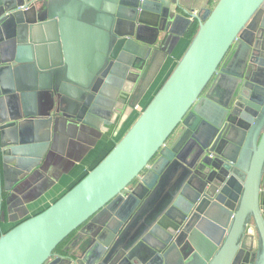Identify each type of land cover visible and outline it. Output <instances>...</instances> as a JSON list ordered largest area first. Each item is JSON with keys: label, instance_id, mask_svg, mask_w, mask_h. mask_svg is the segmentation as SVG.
<instances>
[{"label": "water", "instance_id": "1", "mask_svg": "<svg viewBox=\"0 0 264 264\" xmlns=\"http://www.w3.org/2000/svg\"><path fill=\"white\" fill-rule=\"evenodd\" d=\"M197 2L0 0L1 201L81 163L199 24L109 153L1 234L0 264H264V0Z\"/></svg>", "mask_w": 264, "mask_h": 264}, {"label": "crops", "instance_id": "2", "mask_svg": "<svg viewBox=\"0 0 264 264\" xmlns=\"http://www.w3.org/2000/svg\"><path fill=\"white\" fill-rule=\"evenodd\" d=\"M46 1L51 3V6L54 10L60 12V10H63L69 5H81L80 2L82 0ZM217 1L218 0H198V2L192 6H194L196 10L203 8H213ZM187 34L178 41L177 45L172 47L171 53H169L167 56V59L163 63L155 80L140 102L135 106H128L125 109L124 113L119 116L116 125L112 126L109 132L104 133L97 145L91 149V151L84 157L81 163L76 164L69 173L64 174L62 178L46 192H44L43 189L38 186H25L22 190V193L26 194L27 200H24L22 203L18 201V198L20 199L19 195L17 196L18 198H12L10 197V192L4 193L3 201H1L0 198V236L1 234L13 228L19 222L41 212L58 200L111 150L114 143L118 142L126 133V131L132 126L141 111L144 109L145 104H147L149 100L156 94L164 81L173 71L176 63L188 47L189 38L187 37ZM75 142L86 145L85 140L76 139ZM71 145H75L77 147V144L66 142L64 144V150H66L65 152H69L71 154L77 152L76 149L74 152H72L74 149L70 151ZM84 238V235L80 232L78 237H76L69 246H66L64 250H62V253L57 251L56 253L59 255L78 253L84 242ZM63 251H65V253H63Z\"/></svg>", "mask_w": 264, "mask_h": 264}, {"label": "trees", "instance_id": "3", "mask_svg": "<svg viewBox=\"0 0 264 264\" xmlns=\"http://www.w3.org/2000/svg\"><path fill=\"white\" fill-rule=\"evenodd\" d=\"M217 2H218V1H217ZM215 5H216V4H215ZM215 5H214V6H215ZM198 28H199V24H198V22H195V23L191 26V28H190V30H189V32H188V34H187V37L189 38V43L191 42V40L193 39V37H194L195 34L197 33ZM188 45H189V44H188ZM164 82H165V81H164ZM152 98H153V97H152ZM152 98H151V99H152ZM151 99H150V100H151ZM150 100H149V102H150ZM149 102H148L147 104H145L144 108L149 104ZM116 143H117V142H115L114 145H115ZM114 145H113V147H114ZM113 147H112V148H113ZM112 148H111V149H112ZM108 153H109V152H108ZM108 153H107V154H108ZM107 154H106V155H107ZM106 155H105V156H106ZM105 156H104V157H105ZM104 157H103V158H104ZM103 158H102V159H103ZM102 159H101V160H102ZM101 160H100V161H101ZM100 161H99V162H100ZM99 162H98V163H99ZM98 163H97V164H98ZM97 164H96V165H97ZM96 165H95V166H96ZM87 173H88V172H87ZM87 173H86V174H87ZM86 174H85V175H86ZM85 175H84V176H85ZM84 176H83V177H84ZM83 177H82V178H83ZM82 178H81V179H82ZM81 179H80V180H81ZM80 180H79V181H80ZM79 181H78V182H79ZM72 187H73V186H72ZM72 187H71V188H72ZM71 188H70V189H71ZM79 234H80V230H76V231H74L70 236H68V237H67V238H66V239H65V240H64V241H63V242L57 247L56 251L62 253V250H64V248H65L66 246H69V245L71 244V242H72L73 240H75L76 237H78ZM63 253H65V251H63ZM67 253H68V252H67ZM69 255H70V254H69Z\"/></svg>", "mask_w": 264, "mask_h": 264}, {"label": "built area", "instance_id": "4", "mask_svg": "<svg viewBox=\"0 0 264 264\" xmlns=\"http://www.w3.org/2000/svg\"><path fill=\"white\" fill-rule=\"evenodd\" d=\"M199 10H196L195 12L197 13Z\"/></svg>", "mask_w": 264, "mask_h": 264}]
</instances>
